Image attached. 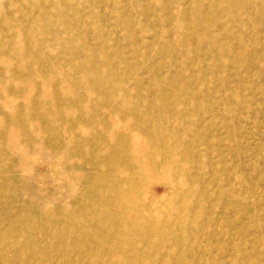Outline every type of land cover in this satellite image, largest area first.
Instances as JSON below:
<instances>
[{
	"label": "rangeland",
	"instance_id": "rangeland-1",
	"mask_svg": "<svg viewBox=\"0 0 264 264\" xmlns=\"http://www.w3.org/2000/svg\"><path fill=\"white\" fill-rule=\"evenodd\" d=\"M235 5L210 42L195 0H0V264H264V8ZM88 202L112 249L46 226Z\"/></svg>",
	"mask_w": 264,
	"mask_h": 264
},
{
	"label": "bare ground",
	"instance_id": "bare-ground-1",
	"mask_svg": "<svg viewBox=\"0 0 264 264\" xmlns=\"http://www.w3.org/2000/svg\"><path fill=\"white\" fill-rule=\"evenodd\" d=\"M195 1H197L199 3V5L201 7V10H199L198 13H195L194 15H191L190 16L191 20L193 18L199 16V19L203 20L204 22L210 23V21H212V20H217V22H218L217 23L218 26L216 28V32H213V33H210V34L206 33L203 36V37H206L205 39L209 40L210 42H213L212 38L216 35V33L222 32V31L223 32H227V31L231 30V29L228 30V27L226 26L225 21L228 19V20H233V22H234V19H233L232 15H231V10H232V8H235V7L231 8L230 6L232 4L233 5L236 4L235 6L240 5V6H245V7L249 8L251 5L254 6V5H257L258 3H260L263 6V8H264V0H212V1H214V3L211 5V7L206 4L205 0H195ZM214 7L216 9H219V10L216 11L215 9H213ZM207 8H209V9H207ZM240 8H242V7H240ZM190 11H191V9H189V8L188 9L187 8H183V9H181L180 17H178L176 15L175 18L176 19H181V20H186L189 17ZM235 11H236V9H235ZM237 11H238V9H237ZM247 15H248V13H247ZM237 16H238V14H237ZM234 29L235 28H233L232 30H234ZM224 35H225V33H224ZM238 41H240V40H238ZM219 46H225V45L221 44ZM225 61L227 62V59ZM4 66L7 69L9 68L8 64H6ZM19 66H22V64L21 65L19 64ZM9 72L5 73V77H7L6 74H9ZM3 80H4L3 77L0 78V82L3 81ZM9 82L10 81H8L6 84L3 83L6 87H3L4 91L2 90L3 91L2 96L0 95V109H3L1 106H3L5 103H10V105L14 108V112L17 113V114H21L23 112L22 109H21L22 108V104L17 103L16 101H14L13 100L14 96H10L9 94H7L8 90H6V89L12 88L11 85L9 84ZM56 83L59 84V87H60L59 91H61V93H60L61 95L59 94L61 101H59V103L62 102V99H63L62 97H64L65 99H68V100L70 99V101H71L72 98H74V96L77 95L76 90H73V89L70 90V91H67V92L63 91V93H62V82L56 81ZM100 84H101V86H104L106 84V82H101ZM100 88H102V87H100ZM51 96H52V94H50V92H47L43 97H41V96L40 97L26 96V97L28 98V101H30V103H31L30 105L33 106V107H36L38 104L47 105V108L49 109V113H50V116L48 118L50 120V122L48 123L47 128L50 127V129L62 130L63 127L67 126L65 123L62 122V119L60 118V115L62 114V111H61L62 108H61V110H59V108L56 106V104L54 102H52V101L50 102L49 98ZM23 99L25 100V97H23ZM50 99H52V98H50ZM19 100H20V98H19ZM21 102L23 103L22 100H21ZM66 108H67V111H69L70 113H73V111H77V108L72 104V101L71 102L68 101L66 103ZM19 110H20V112H19ZM11 122H12V120H9L7 123H11ZM0 123H1V126H3L4 129H5L7 123H6L5 118L2 117L1 110H0ZM80 125H81L80 122L77 121L75 127H77V126L81 127ZM11 127L12 126H7V128H11ZM18 144H19L18 141L13 143L11 140H9V138L5 139V142L2 143V146L6 147V148H9L10 152H11V154H9L10 156L7 159L8 162L5 161L4 163L9 164V163L12 162L11 159H15V158L19 157L18 155L13 154V151H15L14 147H16ZM96 154H97L96 158L103 155V154L100 155L99 153H96ZM4 160H6V159H4ZM119 165L120 164L117 163L116 166H119ZM90 205L91 204L88 202V204L86 206L87 208L84 209V214H82V213H79V214L76 213L75 214V212H67V215L68 214H70V215L71 214H73V215L75 214L74 217H72L70 219V221H66V220L62 221L61 219H57V220H55L56 222H51L50 221V223H48L49 219H52L53 216H51V218H49V217L47 218V216H45V217L43 216L44 218H43L42 223H45V224L48 223L46 225L47 227L48 226L50 227V224H54L53 227H55V229H52V230H54L53 231L54 233L56 232L58 234L59 238H60V236H63L64 239L67 238L69 240H70V238H72L73 242H76V244L78 243L81 246L86 245V243L88 244L89 240H93V241H96L98 243L104 244L106 249H112V241H111L109 236H111L113 233H111V232L110 233H105V235H103L101 233L104 231V228H106L109 224L112 223L113 215H111L107 211L104 212V213H98V211L96 210V205H92V206H90ZM85 210H86V213L90 211L89 213H90L91 217L92 216L93 217L92 218L90 217V218L86 219L85 216H84L86 214ZM111 213H113V212H111ZM79 215H81V216H79ZM31 221L34 224L38 223V220H36L35 217L32 218ZM123 224L124 223H119L118 225H116L114 223V226L116 225V227H117V232H119L121 230H125V227L123 226ZM78 231H81V232H78ZM73 232L74 233L78 232L76 234H80V235H76V234L72 235ZM104 236H106V238H104ZM55 238H56V236H55ZM57 238H56V240H57ZM82 238L85 239V242L82 240ZM61 239H62V237H61ZM56 243H57V241H56ZM65 249L69 250L70 248H68V246H67ZM106 249H104V250H106ZM63 252L66 253L64 250H63ZM70 252H71V250H70Z\"/></svg>",
	"mask_w": 264,
	"mask_h": 264
}]
</instances>
